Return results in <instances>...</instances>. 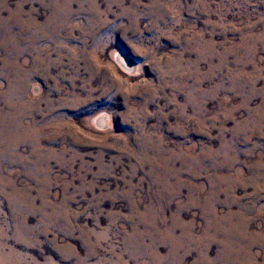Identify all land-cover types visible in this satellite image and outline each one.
<instances>
[{
    "label": "rangeland",
    "instance_id": "1",
    "mask_svg": "<svg viewBox=\"0 0 264 264\" xmlns=\"http://www.w3.org/2000/svg\"><path fill=\"white\" fill-rule=\"evenodd\" d=\"M0 264H264V0H0Z\"/></svg>",
    "mask_w": 264,
    "mask_h": 264
},
{
    "label": "bare ground",
    "instance_id": "2",
    "mask_svg": "<svg viewBox=\"0 0 264 264\" xmlns=\"http://www.w3.org/2000/svg\"><path fill=\"white\" fill-rule=\"evenodd\" d=\"M117 60L126 68V69H129V70H132L131 68H132V65H129V64H127L126 62H124V58H123V56H121V55H119L118 57H117ZM96 122H97V124L98 125H103V123H104V120L101 118V119H96Z\"/></svg>",
    "mask_w": 264,
    "mask_h": 264
}]
</instances>
